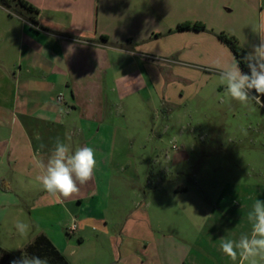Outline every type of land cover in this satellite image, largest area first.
<instances>
[{
  "label": "rangeland",
  "instance_id": "374dc122",
  "mask_svg": "<svg viewBox=\"0 0 264 264\" xmlns=\"http://www.w3.org/2000/svg\"><path fill=\"white\" fill-rule=\"evenodd\" d=\"M162 1L156 0V9L164 7ZM165 7L172 13H156L154 31L142 43L145 47L139 56L153 65L160 79L139 93L145 99L150 94L165 100L158 111L145 102L130 112L124 107L123 125L130 130L131 141L121 157L130 156L136 167L111 171L108 203L92 206L94 214L105 217L108 224L91 229L80 243L78 232H66L78 218L73 221L61 207L40 209L37 196L23 195L0 181V264H11L20 250L46 257L48 264H64L49 251L26 250L41 229L69 264H120L118 237L127 233L135 205L147 199L152 200L151 211L161 233L199 241L194 253L197 264H234L221 252L220 238H236L248 231L247 213L257 197L264 199V107L254 102L248 106L221 102L224 88L213 44L216 34L224 32L236 37L247 53L258 45L264 37V0H169ZM175 8L179 9L176 16ZM177 19L202 22L208 33L179 34ZM198 42L205 49L202 57L194 54ZM228 48L222 63L235 57ZM179 186L188 192L176 195ZM17 221L32 226L27 241L17 232Z\"/></svg>",
  "mask_w": 264,
  "mask_h": 264
},
{
  "label": "crops",
  "instance_id": "0c3cea01",
  "mask_svg": "<svg viewBox=\"0 0 264 264\" xmlns=\"http://www.w3.org/2000/svg\"><path fill=\"white\" fill-rule=\"evenodd\" d=\"M158 3L12 0L10 7L0 4V181L23 195L37 196L40 209L61 207L73 221L78 218L73 224L77 225L80 243L91 229L108 224L105 217L94 214L92 206L108 203L112 172L124 166L131 171L136 167L130 156L121 157V150L131 141L130 130L123 125L124 107L130 112L145 102L146 107L158 111L165 100L150 94L145 99L139 93L160 80L153 65L139 59L145 47L142 43L154 31L156 13H172L165 7L169 0H163L164 7L156 9ZM178 10L175 8L174 16ZM31 17L36 24L31 23ZM208 29L178 33L201 35ZM215 38V58L223 62L228 47ZM204 50L198 42L195 56L202 57ZM56 138L73 149L85 145L94 148L97 160L92 180L80 185L79 193L66 200L51 197L36 179L41 174L36 158L47 162ZM187 192L179 186L175 194ZM134 208L126 223L127 233L118 237L120 264H197L194 253L199 250V241L161 233L156 227L160 225L154 222L152 200ZM27 215L32 223L31 212ZM69 226L66 232L73 235ZM41 235L55 244L44 229L30 243Z\"/></svg>",
  "mask_w": 264,
  "mask_h": 264
},
{
  "label": "clouds",
  "instance_id": "9594fccd",
  "mask_svg": "<svg viewBox=\"0 0 264 264\" xmlns=\"http://www.w3.org/2000/svg\"><path fill=\"white\" fill-rule=\"evenodd\" d=\"M243 59L248 72L242 71L240 60L235 57L230 63H215L219 69V82L224 88L221 102L236 101L244 106L254 102L264 107V37ZM36 166L41 170L36 179L42 190L57 200H66L79 193L80 185L92 180L97 160L94 148L85 145L73 149L69 143L56 138L47 162L36 158ZM247 222L249 230L241 232L238 237L220 238V250L234 264L237 261L239 264H264V199L257 197L254 200L247 213ZM15 228L27 241L32 226L17 221ZM20 252L21 255L11 264H48L46 257Z\"/></svg>",
  "mask_w": 264,
  "mask_h": 264
},
{
  "label": "trees",
  "instance_id": "16d2710c",
  "mask_svg": "<svg viewBox=\"0 0 264 264\" xmlns=\"http://www.w3.org/2000/svg\"><path fill=\"white\" fill-rule=\"evenodd\" d=\"M12 0H0V4L10 7ZM30 21L32 24H36L35 17H31ZM185 30H199L204 31L206 30L205 24L202 22H183L178 24L176 31H185ZM216 36L220 41H222L225 45H227L230 50L233 52L235 58L240 60V67L242 71L248 72V68L243 57L247 54V51L239 44L236 37L232 35H228L224 32L217 33ZM103 40H107L106 36H102ZM0 249H2L0 247ZM26 250L32 252L33 250H40V251H49L54 254L57 258L62 260L64 264H69L65 257L57 250V248L52 244V242L46 237L45 235H41L37 237L32 243L28 244Z\"/></svg>",
  "mask_w": 264,
  "mask_h": 264
},
{
  "label": "built area",
  "instance_id": "2783aa9c",
  "mask_svg": "<svg viewBox=\"0 0 264 264\" xmlns=\"http://www.w3.org/2000/svg\"><path fill=\"white\" fill-rule=\"evenodd\" d=\"M59 99L61 100L62 97H59ZM77 231V225L73 224L70 228H69V232L70 233H75Z\"/></svg>",
  "mask_w": 264,
  "mask_h": 264
}]
</instances>
